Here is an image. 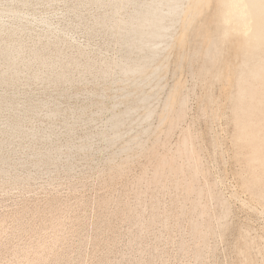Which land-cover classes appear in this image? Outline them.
Returning <instances> with one entry per match:
<instances>
[{"label":"rangeland","instance_id":"rangeland-1","mask_svg":"<svg viewBox=\"0 0 264 264\" xmlns=\"http://www.w3.org/2000/svg\"><path fill=\"white\" fill-rule=\"evenodd\" d=\"M27 1L0 0V48L21 47L17 67L22 73L13 89H29L42 99L47 72L64 70L75 83L63 87L79 96L62 103L77 110L83 94L96 87L92 76L100 62L118 56L110 36L92 25L101 9L86 0ZM11 10L22 12L21 20ZM11 26L15 31L7 30ZM241 38V32L231 35L226 55H234ZM195 41L169 50L164 87L154 105L162 111L176 85L174 120L160 122L154 116V129L143 136L142 149L113 159L111 149H100L85 158L74 154L72 161L63 150L59 161L70 162L71 169L51 164L38 170L30 162L13 166L29 152L17 145L19 138L13 139L9 149L18 147L6 164L10 171L0 174V264H264V203L242 182L249 168L241 154L250 146L241 149L235 143L231 86L201 73L198 57L189 64L184 56L182 66H175L179 53L188 54ZM33 50L40 58L33 57ZM5 67L0 62V70ZM181 98L185 104L178 112ZM23 101L20 96L15 104ZM96 107L86 108L85 116ZM46 108L31 114L23 126L62 131L52 142L39 143L41 147L63 144L65 127L60 117H47ZM1 112L0 123L11 119L7 109ZM108 113L104 110L91 122L84 116L69 142L77 144L85 132L98 131ZM92 142L103 146L94 135Z\"/></svg>","mask_w":264,"mask_h":264},{"label":"bare ground","instance_id":"bare-ground-1","mask_svg":"<svg viewBox=\"0 0 264 264\" xmlns=\"http://www.w3.org/2000/svg\"><path fill=\"white\" fill-rule=\"evenodd\" d=\"M20 1L21 3L28 2L27 0ZM86 1L101 9L94 16L92 25L100 27L110 36L115 48L118 49V56L103 59L100 62V67L92 76L96 87L83 94V105L77 110L62 103L64 99L70 101L79 96L78 93H72L63 87L68 82L75 83L71 80L73 76L70 78L67 72L60 69L50 74L47 72L48 75L44 78L46 83L42 88L44 94L42 99L37 98L36 94L29 89L27 91L14 90L13 87L20 80L22 73L17 67L20 56H22L21 47L12 44L2 47L3 44L0 48V62L6 65L0 70V112L5 108L11 116L10 120L0 123V174L7 175L10 171H7L6 164L9 163L11 154L17 151L18 146L28 148L29 152L27 159L23 158L15 162L13 166L26 167L30 162L38 170L47 168L51 164L56 169L58 167L71 169L70 162L61 163L59 161L63 150L68 154V161H72L74 154L79 153L85 158L100 149H111V159L114 155L142 149L143 136L154 129L152 124L154 116L158 115L160 122L168 120L172 123L174 120L175 114L173 116L172 108L177 93L176 85L165 98L162 111L158 112L154 105L164 87L165 72L169 67V50L175 44L178 47H184L186 41L189 45V41L196 38L188 54L185 55L182 51L179 53L175 66L177 68L182 66L184 56H187L185 59H189V64L193 58L198 57L201 59L199 66L201 73L210 79H221L229 87L231 86L228 100L232 102L231 118L236 127L235 143L241 149L250 146L244 154L240 153L244 164L249 168V175L242 182L264 203V0ZM12 2L9 1V3ZM11 13L9 14L16 21L21 20L22 12L11 10ZM77 15L82 17L81 13ZM3 28L0 23V29ZM7 30L15 31V27L11 26ZM236 32H241L242 38L234 48V55H226L224 45ZM46 51L49 50L46 49ZM32 55L34 58H40L35 50ZM39 76L33 74L34 78ZM82 81L83 79L76 83H83ZM51 86L52 89H50ZM20 96L24 101L22 104H15V100ZM178 103L179 112L184 107V98L179 99ZM93 104L97 106V109L90 111L89 117L85 116L86 108ZM44 107H47L45 110L47 117H60L65 127L63 132L68 135V139L63 144L55 143L49 147L39 146V143L44 141L52 142L53 138L62 132H55L53 127L48 126L49 129L42 132L24 128L23 121L28 120L31 114H36ZM104 110H108L109 113L98 131L85 132L77 144L69 142L79 120H83L85 116V118L88 117L85 120L91 122L96 116L103 114ZM93 135L102 141L103 146H95L92 142ZM16 137L21 142L17 144V147L9 149ZM24 139L29 141L22 145ZM182 148L185 150L187 147L184 145ZM197 166L193 168L196 169Z\"/></svg>","mask_w":264,"mask_h":264}]
</instances>
